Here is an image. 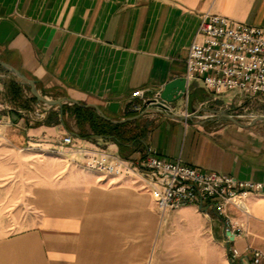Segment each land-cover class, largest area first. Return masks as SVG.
<instances>
[{"label": "crops", "instance_id": "obj_1", "mask_svg": "<svg viewBox=\"0 0 264 264\" xmlns=\"http://www.w3.org/2000/svg\"><path fill=\"white\" fill-rule=\"evenodd\" d=\"M207 11L264 28V0H0V61L35 79L47 97L95 103L113 119H127L141 112L133 104L144 106L168 82L186 76L189 47ZM12 82L21 96L12 92ZM139 90L143 96H134ZM33 95L29 84L0 63V109L13 128L25 130L8 139L28 142L20 151L29 157L42 155L34 152L47 145L76 157L62 142L64 132L77 146L127 158L151 146L169 160L264 182V121L239 125L214 118L217 108L232 113L233 102L223 103L202 82L192 81L187 95L170 103L174 112L193 119L148 111L125 121L138 139L129 147L112 137H82L67 112L76 123L70 128L63 107L77 103L47 107ZM16 152L0 149L12 158ZM76 159L72 163L80 170L51 181L45 169L21 182L19 175L11 177L20 167H0V264H232V245L264 252V194L248 198L250 214L230 206L246 228L229 243L213 209L190 204L162 218L138 176L108 175L86 168L85 156ZM19 189L23 208L34 213L17 210L12 225L2 224L9 191Z\"/></svg>", "mask_w": 264, "mask_h": 264}, {"label": "built area", "instance_id": "obj_2", "mask_svg": "<svg viewBox=\"0 0 264 264\" xmlns=\"http://www.w3.org/2000/svg\"><path fill=\"white\" fill-rule=\"evenodd\" d=\"M186 64L187 90L192 81H199L216 94L233 92L241 98L264 95V28L207 11L189 47ZM134 96H143V92L136 91ZM151 105L174 112L160 94L144 106L133 104L132 110L143 111ZM11 125L13 121L0 109V135ZM62 142L71 146L75 155L85 156L84 165L90 170L138 176L162 218L169 210L190 204L199 205L205 212L213 209L229 243L244 236L246 228L244 221L232 215L230 206L250 214L248 198L264 194L262 181L200 169L181 158L169 160L151 146L142 156L127 158L107 148L77 146L71 134ZM76 157L72 161L77 162ZM229 259L232 264H264V252L249 245L244 249L232 245Z\"/></svg>", "mask_w": 264, "mask_h": 264}, {"label": "rangeland", "instance_id": "obj_3", "mask_svg": "<svg viewBox=\"0 0 264 264\" xmlns=\"http://www.w3.org/2000/svg\"><path fill=\"white\" fill-rule=\"evenodd\" d=\"M27 94H30L29 90H27ZM45 95V94H44ZM236 96V95H234ZM233 92L229 93H222L219 94V98L224 102L232 101L233 103L230 104V110H232L234 115L240 116L241 120L244 123H250L251 119H253L256 116L264 114V95H258L254 97H246V98H240L239 96L234 100ZM49 98H51L49 96ZM52 99V98H51ZM239 101H242V104H237ZM42 106H47L48 104L44 102H39ZM220 109V108H217ZM229 111V110H228ZM230 112V111H229ZM65 120L67 121V124L70 126V128L76 127L75 120L70 117H65ZM12 127V128H11ZM11 128L4 131V137L1 136L0 140V149H11L14 148L17 152L15 153V157L12 158V155H7V153L0 154V167L2 166V171H5L8 165L15 164L17 167L15 168L18 170V167H20V171L17 174H11V177L14 176L18 177V175L21 177V182L26 177H33L36 174L38 175V170H44L46 171V177L48 181L51 180H57L60 177L65 178L66 176L70 175L73 170H78L75 166V164L72 163V159L70 158L69 151L66 148H56L52 145H47L46 147H43L45 149L38 150L40 152H34V153H41L42 155H36V157H29V154L22 153L21 151L26 148L29 144L26 141H14L9 140L8 135H20L22 137L25 130L23 128H13V126L7 127ZM63 136H67V133H62ZM62 136V137H63ZM54 137V136H53ZM62 137H59L61 139ZM13 137H11L12 139ZM57 138V137H55ZM53 144L59 143L58 141H50ZM48 141V143H50ZM38 148V146L36 147ZM22 149V150H21ZM21 150V151H20ZM40 156V157H38ZM74 168V169H73ZM25 170V172H24ZM80 170V169H79ZM55 175L58 177L55 178ZM10 197L7 200V203L5 205L6 215L5 218L2 220V224L6 225H12L13 221H15V218L17 217V210L21 211V214H33L34 211L32 207L29 208V206L25 209L23 208V197L22 194L24 193L23 190H10ZM17 193H20L17 198ZM25 194V193H24ZM15 198V199H14Z\"/></svg>", "mask_w": 264, "mask_h": 264}, {"label": "water", "instance_id": "obj_4", "mask_svg": "<svg viewBox=\"0 0 264 264\" xmlns=\"http://www.w3.org/2000/svg\"><path fill=\"white\" fill-rule=\"evenodd\" d=\"M1 64H3L4 66H7L8 68H10L13 72H15V74L20 78V80L26 84H29L31 86L32 92L33 94L37 97V99L41 102H44L50 106H55V105H60L63 106L65 102H73V103H77L80 104V102L78 100H73L71 98H59V99H51L45 95H43L37 88V81L35 79H32L30 77H28L27 75H25L24 73H22L20 70H18L17 68L10 66L8 63L0 61ZM188 90H187V79L186 77H178L173 79L172 81L168 82L164 89L162 90V92L160 93V96L162 98V100L167 101L169 103L172 102H176L177 100H179L180 98L184 97L185 95H187ZM158 105H161L160 103ZM85 106H92L94 107L104 118L113 121L115 123H122L125 122L127 120H132L135 119L137 117H139L140 115L145 114L148 111H156L159 113H163L168 117L171 118H182V119H193V115L190 114H179L177 112H166L165 110L151 105L146 107L143 111L140 112L139 115L133 116V117H129L127 119H121V120H115L112 117L108 116L106 113H104V111L95 103H90V104H85ZM213 117L216 119H228L231 120L233 122H235L236 124L239 125H246L242 120L240 116L234 115L232 113H230L228 110L226 109H218V110H213ZM260 121H264V114L256 116L252 119V121L250 122V124H255L257 122ZM228 234H231V232H228Z\"/></svg>", "mask_w": 264, "mask_h": 264}, {"label": "trees", "instance_id": "obj_5", "mask_svg": "<svg viewBox=\"0 0 264 264\" xmlns=\"http://www.w3.org/2000/svg\"><path fill=\"white\" fill-rule=\"evenodd\" d=\"M11 90L16 97L22 94L20 87L15 82L11 83ZM31 99L37 100V97L33 95ZM67 112L70 117L76 119V123L80 129L79 134L82 137H112L124 147H129L132 141H138V139L132 135V132L126 128L129 122L114 123L104 118L93 107L80 104H73L72 106L64 105L62 112L63 122H66L65 116Z\"/></svg>", "mask_w": 264, "mask_h": 264}]
</instances>
